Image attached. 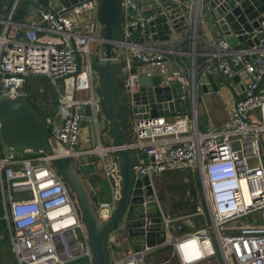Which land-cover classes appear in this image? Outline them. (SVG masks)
<instances>
[{
    "label": "built area",
    "instance_id": "1",
    "mask_svg": "<svg viewBox=\"0 0 264 264\" xmlns=\"http://www.w3.org/2000/svg\"><path fill=\"white\" fill-rule=\"evenodd\" d=\"M9 1L7 15L0 16V97L26 95L27 79L34 76L46 78L55 87L61 84V89H57L55 116L47 122L51 153H24L28 157L22 158L10 149V154L0 150V220L5 223L4 233L16 264H94L77 202L52 162L97 157L111 198L98 203L95 212L99 219L109 220L120 196L121 176L114 156L118 148L103 145L108 135L92 66L117 62L114 49L121 47L114 46L110 58L104 49L91 58V46H102L101 33L97 35L101 32L97 0H74L68 13H41V20L29 26L16 19L20 0ZM202 2L122 0L124 37L120 45L131 55L122 69L127 95L138 93L141 77L157 76L161 87L175 84L186 92L191 112L190 117L173 123L164 118L133 121L130 143L122 148L147 156L135 174L150 182L160 231L165 233L166 245L161 248L170 247L177 264H210L218 256L222 264H264V153L259 141L262 137L264 143V11L251 21L244 13L250 7L251 13L256 12L264 0L235 3L234 8L241 9L246 22L256 24L250 35L244 32L247 40L257 39L253 46L238 42L235 47L224 36L209 41L200 35ZM245 2L247 6L241 8ZM137 8V18L133 19L131 13ZM168 8L175 12L178 32L170 26L172 37L168 40L153 41L149 36L139 42L145 27L165 15ZM148 12L151 15L142 18ZM19 31L21 36H17ZM75 51L81 59L78 74ZM132 57L139 65H130ZM206 73L219 74L227 91L237 87L240 95L230 106L224 124L211 125L202 132L197 125L196 101L199 78ZM86 107L90 116L85 114ZM89 122L94 124L98 141L93 150L87 147ZM85 134L87 145L80 149ZM184 168L197 171L203 202L192 215L171 217L158 202L153 178ZM228 180L235 182V189L223 198L215 185ZM147 203L142 204L144 235L155 231ZM192 217L206 218L207 222L195 230L189 222ZM248 217L249 223H238ZM183 222L188 223V229ZM6 237L0 235V240ZM152 251L131 252L109 264H143Z\"/></svg>",
    "mask_w": 264,
    "mask_h": 264
},
{
    "label": "water",
    "instance_id": "2",
    "mask_svg": "<svg viewBox=\"0 0 264 264\" xmlns=\"http://www.w3.org/2000/svg\"><path fill=\"white\" fill-rule=\"evenodd\" d=\"M76 1L82 2V0ZM97 1H99L97 20L101 26L102 48L107 58H110L114 46L123 49L120 45L124 37L122 0ZM239 1L241 0H203L200 5L203 20L207 28L224 36L231 47H235L238 42L253 46L257 44V39L247 40L244 32L250 35L256 24L249 25L246 18L241 16V9L234 8L235 3ZM74 3V0H20L15 16L23 26H29L31 23L36 24L41 20V13H68ZM247 4L248 2L243 3L241 8ZM9 9L10 1L1 0L0 16H6ZM167 10L165 15H160L145 27L144 38L139 39V42L146 41L149 36L153 41L168 40L172 37L168 31L170 26L176 30V33L178 32L179 25L174 21L175 12L170 8ZM251 10L252 7L246 8L244 11L248 16V21L263 12L264 5L254 13H251ZM138 11L139 8L131 13L133 19L137 18ZM160 12L157 13L160 14ZM150 15L149 12L144 13L142 18L145 19ZM26 16L28 19L25 18ZM232 33L238 37L235 38ZM17 36H21V31L17 33ZM130 56L124 50V54L119 56L117 62L107 61L104 65L94 64L99 103L105 119L104 130L108 135L106 145L118 148L114 152V156L121 176L119 200L110 219L103 221L98 218L90 190L91 183L99 177L101 171L99 160L93 164L85 163L86 157L82 156L78 159L70 158L65 164L61 161L52 162L53 167L64 179L77 202L82 221L88 232L94 264H109L107 240L115 230L126 236L133 252H141L145 248L157 250L166 245L165 233L160 231L159 213L150 182L147 177L141 179L137 178L135 174V168L141 166L142 161L147 160V156L145 153L126 151L122 147L130 143L133 121H150L160 117L177 118L190 112V102L186 92L175 84L161 87L162 80L157 76L141 77L138 81V93L133 96L127 95L124 89L125 77L122 69L126 67L127 57ZM75 61L78 74L81 71V59L77 51H75ZM130 65L137 66L139 63L136 58L132 57ZM130 72L133 73L134 69ZM237 81L238 79L235 78L234 83ZM199 82V91L202 94L216 95L218 93L219 88L214 81L213 74L206 73L199 78ZM38 91L40 90H32L26 95L14 99L7 96L0 97V141L16 154L41 153L49 155L51 153L48 141L49 126L29 101L30 97ZM233 92L237 96L240 95L237 87L233 89ZM56 106L57 101L55 100L49 110L52 118L55 116ZM85 114L90 116L89 107L85 108ZM88 135L90 148L93 150L98 146L93 122L88 123ZM259 141L264 153L262 137L259 138ZM144 201L148 202L146 210L150 212L148 217L154 222L155 230L146 235L142 229L144 210L142 204Z\"/></svg>",
    "mask_w": 264,
    "mask_h": 264
},
{
    "label": "crops",
    "instance_id": "3",
    "mask_svg": "<svg viewBox=\"0 0 264 264\" xmlns=\"http://www.w3.org/2000/svg\"><path fill=\"white\" fill-rule=\"evenodd\" d=\"M25 18L28 19V16H26ZM100 33L101 32L99 30L97 35H100ZM200 35L204 36V38H206L209 41L216 40L217 38H220L222 36L220 34H217L212 29L207 28V25L204 21L200 26ZM101 49L103 48L100 45H92V52L94 53L95 56L96 54H98V52ZM213 75H214V81L219 88L218 93L216 95H204L199 91L197 95V101H196L197 125H198V129L202 132L208 129V127L211 125L218 127L224 124L228 120V115H229L228 110L230 106L238 99V96L234 92L227 91V86L225 85L224 80L219 74H213ZM199 100L200 102H198ZM51 108L52 106L49 109L46 108V110L49 111ZM201 110L203 112L202 115H200ZM190 115L191 112L187 113V115L185 116L190 117ZM210 117L212 118V121ZM179 118L180 117L168 118V119L164 118V119L167 123H173L179 120ZM85 136L86 134L81 138V148H83L86 144ZM83 140L85 141L84 143ZM88 145H90V143H88ZM85 159H86L85 163L93 164L98 161L96 156H92V157L88 156ZM187 169H192V168H187ZM100 170H101V166H100ZM194 179L195 180H193V185H191L190 187V193L192 194L196 204H198L202 201L201 185L198 176L195 177ZM91 187H92L91 190L92 198L94 203L98 204L100 202H108L110 200L111 198V194L109 193L110 190L101 171L99 173V177L95 178L91 183ZM153 188L155 189L154 183H153ZM174 213L175 212L173 211V214L170 216L171 217L182 216L179 212H178L179 214L176 213L174 214ZM115 231L112 232V234H110L107 240V250H108V255L111 254L113 260L117 261L123 258L124 256H126L127 254L133 252V249L130 246V243L126 238V236L120 231H118V233L117 230ZM5 241L6 239L0 240V264H16L15 258L10 250V246H9L10 244H8V248H6L5 245H3V242Z\"/></svg>",
    "mask_w": 264,
    "mask_h": 264
},
{
    "label": "rangeland",
    "instance_id": "4",
    "mask_svg": "<svg viewBox=\"0 0 264 264\" xmlns=\"http://www.w3.org/2000/svg\"><path fill=\"white\" fill-rule=\"evenodd\" d=\"M124 54V50L121 48H115L114 49V55L116 56H122ZM91 58L94 59V53H92V46H91ZM93 62V60H92ZM92 69H94V65L92 66ZM61 89V84H58L57 87L50 85L49 81L41 76H34L29 77L27 79L26 84V90L27 92L39 89L40 91L36 92L38 95L37 100L42 99L45 101L44 108H40L39 110L42 111L43 117L46 120V122H50V114L49 111L46 110V108H50L52 106V103L57 98V89ZM36 101V99H35ZM42 109V110H41ZM202 110L200 111V115H202ZM211 118V117H210ZM201 121V120H200ZM212 121V118H211ZM85 141L83 140V143ZM107 141H103V145H106ZM86 145V144H85ZM87 147L90 148V145H87ZM80 148H81V141H80ZM0 150L2 154H10L9 148L6 147L2 142L0 141ZM18 157H28L25 154H16ZM154 176L153 183L155 187V192L158 197V202L162 208V210L169 215L173 214V211L178 214L177 212V205L184 206L185 211L186 206L188 204L194 205L195 208L198 205H202V202L196 204L194 201V198L192 194L190 193V187L193 185L194 178L198 176L196 170L192 169H180L175 171H170L163 173L162 175ZM90 190H92V187L90 186ZM92 192V191H91ZM110 193V192H109ZM97 200V199H96ZM95 208L97 207V203H94ZM177 208V209H176ZM174 213V214H175ZM250 217L248 218H242L239 220V224H243L245 222H250ZM189 222L192 224L194 229H199L204 222H207L206 218H190ZM184 226H187L188 223L183 222ZM199 225V226H197ZM222 231V230H221ZM175 236L178 235V233L173 232ZM3 236L6 237V234L3 233ZM6 241L3 242V245H5L6 248H8V239L5 238ZM10 246V245H9ZM114 260L109 254V262L112 263ZM143 264H177V260L175 259L171 248L164 247L157 249L155 251H152L151 253L147 254L143 259ZM210 264H222L220 261V258L218 256L216 261L211 262Z\"/></svg>",
    "mask_w": 264,
    "mask_h": 264
},
{
    "label": "trees",
    "instance_id": "5",
    "mask_svg": "<svg viewBox=\"0 0 264 264\" xmlns=\"http://www.w3.org/2000/svg\"><path fill=\"white\" fill-rule=\"evenodd\" d=\"M17 19V18H16ZM37 96L34 94L32 97H30V99H29V101H30V103L34 106V108L37 110V112L40 114V116L44 119V117H43V113H42V111H40L38 108H36V106H35V99L37 100V98H36ZM42 110V109H41ZM45 120V119H44ZM46 121V120H45ZM63 163L65 164L66 163V161H63ZM201 202H203V201H201ZM177 208V212H179L182 216H188V215H192V214H194L195 213V210H196V208H195V206L194 205H190V204H188L185 208H186V210L187 211H185V209H184V206H183V204H182V206H179V205H177L176 206ZM178 213V214H179ZM1 216H2V209H1V204H0V219H1ZM180 217V216H179ZM197 226H199V225H197ZM186 227V229H188V227L187 226H185ZM4 229H5V223L3 222V221H1L0 220V235H2L3 233H4ZM170 248V247H169Z\"/></svg>",
    "mask_w": 264,
    "mask_h": 264
},
{
    "label": "clouds",
    "instance_id": "6",
    "mask_svg": "<svg viewBox=\"0 0 264 264\" xmlns=\"http://www.w3.org/2000/svg\"><path fill=\"white\" fill-rule=\"evenodd\" d=\"M223 174H220L221 177ZM235 182L233 180H228L225 182H221L217 185H215V188H217L219 191L222 192L221 197H227L230 195V191L234 190L235 188Z\"/></svg>",
    "mask_w": 264,
    "mask_h": 264
},
{
    "label": "flooded vegetation",
    "instance_id": "7",
    "mask_svg": "<svg viewBox=\"0 0 264 264\" xmlns=\"http://www.w3.org/2000/svg\"><path fill=\"white\" fill-rule=\"evenodd\" d=\"M35 95L38 97L39 94L36 93ZM34 104H35L36 108H38V109L44 108L45 101L42 99H39V100H36ZM61 162H63V161H61Z\"/></svg>",
    "mask_w": 264,
    "mask_h": 264
}]
</instances>
